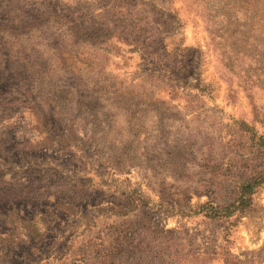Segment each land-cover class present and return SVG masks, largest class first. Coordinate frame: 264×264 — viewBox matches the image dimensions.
Here are the masks:
<instances>
[{"label": "rangeland", "instance_id": "374dc122", "mask_svg": "<svg viewBox=\"0 0 264 264\" xmlns=\"http://www.w3.org/2000/svg\"><path fill=\"white\" fill-rule=\"evenodd\" d=\"M263 13L0 0V211L44 234L0 264H264V183L205 217L264 167L238 124L264 135Z\"/></svg>", "mask_w": 264, "mask_h": 264}, {"label": "trees", "instance_id": "16d2710c", "mask_svg": "<svg viewBox=\"0 0 264 264\" xmlns=\"http://www.w3.org/2000/svg\"><path fill=\"white\" fill-rule=\"evenodd\" d=\"M261 1V0H259ZM259 23H263L262 30H264V13ZM90 37V41H94ZM264 54V52L262 53ZM242 132L249 136L253 147L257 148L262 153L261 160L264 161V135H259L254 127H250L244 122H238ZM264 183V167H258L245 180L237 184L234 198L231 202L223 205H215L205 211V217L212 220H221L223 218H231L235 213L240 217L244 210L253 205V196L258 187ZM41 220L47 224V218L41 216ZM40 221V220H39ZM8 224V226L6 225ZM38 220L21 219L15 209H5L0 211V255L7 257V249L11 247L23 246L31 240H37L43 237V229H39ZM7 226V227H6Z\"/></svg>", "mask_w": 264, "mask_h": 264}]
</instances>
